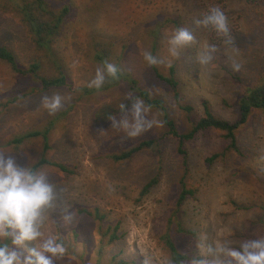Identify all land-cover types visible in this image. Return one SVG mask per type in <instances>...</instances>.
Segmentation results:
<instances>
[{
    "label": "rangeland",
    "instance_id": "374dc122",
    "mask_svg": "<svg viewBox=\"0 0 264 264\" xmlns=\"http://www.w3.org/2000/svg\"><path fill=\"white\" fill-rule=\"evenodd\" d=\"M44 2L45 18L68 9L47 49L34 42L19 14L20 0H0V46L22 72L0 61V200H7L5 212L0 209V264H176L167 239L185 257L180 264H264V111L235 133L241 157L227 150L217 131L184 142L182 157L161 113L129 85L86 92L105 72L120 70L165 102L179 133L202 116V101L232 122L237 93L264 74V34L255 13L242 0ZM254 10L264 21V5ZM203 16L211 20L212 39ZM173 20L182 28L197 22L191 40L174 32ZM250 30L263 37L250 45L263 49L255 62L233 45L250 43L251 36L238 39L241 32L253 35ZM156 31L161 39L154 61ZM187 44L193 65L183 72ZM151 63L162 76L176 66L181 101L192 107L188 118ZM61 74L64 87L42 86L40 78ZM107 108L115 113L109 121ZM32 133L40 134L26 137ZM148 140L153 145L127 161L112 159ZM40 159L65 171L50 164L32 170ZM181 179L191 194L176 209ZM24 203L33 210L16 215ZM112 235L118 239L109 243Z\"/></svg>",
    "mask_w": 264,
    "mask_h": 264
},
{
    "label": "trees",
    "instance_id": "16d2710c",
    "mask_svg": "<svg viewBox=\"0 0 264 264\" xmlns=\"http://www.w3.org/2000/svg\"><path fill=\"white\" fill-rule=\"evenodd\" d=\"M241 4L244 7H248L255 13L257 17L255 20V26H257L259 30L261 31V33L264 34L263 18L261 14L259 15L254 10V8L259 9L260 6H263L264 0H242ZM45 5L46 4L44 0H20V3H19V14L21 18L25 22L30 34L34 37V42L36 43V45L43 49L49 48L50 46L49 44L52 43L54 38L57 37L58 29L63 24L65 15L68 12L67 8H63L62 10L59 11V13L55 15L54 19L47 18V17L45 18V15L47 12V10L44 8ZM205 16H203V23H205V25L203 26V29H204L205 35L209 34L210 39H212L211 32H210L211 20H209V22H206ZM249 19L251 20L252 17L249 14H247L246 20L248 21ZM167 22L169 21L167 20ZM159 23L160 22H158L157 24V31L159 30L158 33L160 34L161 32L159 29ZM187 23H189V20ZM171 24L177 27V28H173L174 32H178L180 30L185 32V35L188 40H191L195 31H197V28H196L197 22L195 21L192 24L186 25V27L184 28H182L181 25H179V22H176V20H173ZM157 31L154 32L151 37L152 39V42H151V51H152L151 57L152 58L151 59L155 58L156 48H158V46L160 45L159 39H161V37H158L156 35ZM228 32H229L228 37H232V35H234V32H232L233 34L230 33V31ZM249 32L252 33L253 35L245 34L241 32L238 34V39H241L242 37H245L246 39L247 37L251 36L250 43L247 44L243 41V42H237V44L234 43L233 45L238 47L242 51H247L249 54V55L247 54L248 58L251 61L255 62L257 54L259 55L263 51V49L252 48L250 50V47H252L250 45L253 43L255 39H257L259 43H262L263 37H262V34H259V32H258L259 35H257L256 32H254L253 30H250ZM227 40L223 43L224 45L231 43V42H227ZM189 50H190V45L187 44L185 46V54H183V58H182V61L184 63L182 65L183 66L182 68H184L183 72L189 69L193 65L192 64L193 63L192 54L189 52ZM104 57L105 59L107 58V56L104 55L101 57V59H104ZM97 59H98V62L100 63L101 61L99 60L98 56H97ZM0 61L7 64L13 71L19 74L22 73L16 64L14 55L7 48L3 46H0ZM36 67L37 66L33 64L30 72L34 73V71L36 70ZM150 67H151L154 77L158 79L160 82L164 83L170 89L172 93L173 101L177 104L184 103V105L179 104L178 109L179 111L185 113L186 117L188 118L190 116L189 114L192 112V107L186 104L185 101H181L182 100L181 95L178 90V80L176 79V66H172V65L169 66L167 68L166 76H162V74L156 68L155 64L151 63ZM40 80H41L40 82L42 86L45 89L64 87L67 83V79L64 76V74H61L58 77H54L52 79L40 78ZM122 83H126L127 85L131 87V89L133 88L136 91L138 97L142 100V102L148 108L156 109L161 113L162 123L167 129V133L171 137H174L178 140L177 151L179 152V154L182 155V157H185L186 155L183 149L184 142L190 141L198 133L206 132V131H217V132L223 133L224 138L228 143L227 150L232 151L233 153L238 154V157H241L243 152L242 153L240 152L241 150L239 149V145H238L235 133L241 127H244L248 124L249 118L254 112L264 111V74H263L262 79H260L256 83L245 85L244 88L242 89L240 88L241 90H239V92L237 93L236 101H235V116L236 117L232 122L226 121L224 119L218 118L217 116L213 115L210 112L208 103L206 101H202L201 102V106L203 110L202 116L199 118H195L194 121H192V123L190 124V129L187 133H179L176 127V124L169 116L168 109H167V106L165 105V102L162 99L151 98L147 91H145L144 89L140 87H137L135 80L131 79L128 74L122 73L120 70L119 71L111 70L110 73L105 72V76L102 77L100 85L97 88L86 90V92L87 94H94L98 91L111 90L113 87H115V85L122 84ZM236 83L237 84L235 85L238 86L240 84V81L236 80ZM103 113L105 114V116H107L108 118V120L106 119L107 121L111 120L112 117L115 115V113L113 112V110H111V108H107V111ZM39 134L40 133H35V134L32 133V134L26 135V137L37 136ZM40 135H42V138L44 141L43 149L45 150L47 148V144H46L47 134L46 132H42ZM152 145H153V141L151 140L143 141L137 146L132 147L131 149L121 154L113 155L112 159L115 162L127 161L134 154L138 153L143 148H149ZM216 157L217 155H214L213 157L209 158L207 162L208 163L212 162V160L215 159ZM44 164H50L53 166H57L59 169H61V171H65L63 167L58 166L57 164L48 163L44 159H40L35 165H33L32 170H36ZM153 183H154V180L149 182V184L145 186L144 188L145 191L148 190L149 187L153 185ZM190 194L191 192L189 190H186L184 182L181 179L180 192L177 196V200L175 203L176 209H178L182 205L184 200ZM6 205H7V200L1 199L0 209L3 210L4 212L6 210ZM22 205H23L22 207H18L16 209V215L17 214L25 215L28 211L33 210V207L31 204L24 203ZM5 221L7 222L8 218L5 217ZM106 233L107 231L102 233V235L104 236ZM116 239L118 238L115 235H112L109 237L108 242L112 243ZM165 243L168 246L172 261L176 264H180L185 257L181 256L176 251V248L174 244L172 243V241H170V239H167Z\"/></svg>",
    "mask_w": 264,
    "mask_h": 264
}]
</instances>
